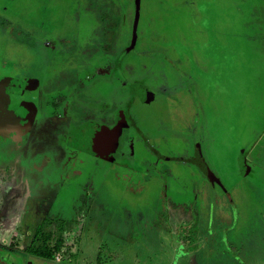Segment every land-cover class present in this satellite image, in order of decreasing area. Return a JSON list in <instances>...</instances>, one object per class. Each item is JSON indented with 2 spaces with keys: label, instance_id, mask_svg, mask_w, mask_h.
Segmentation results:
<instances>
[{
  "label": "rangeland",
  "instance_id": "374dc122",
  "mask_svg": "<svg viewBox=\"0 0 264 264\" xmlns=\"http://www.w3.org/2000/svg\"><path fill=\"white\" fill-rule=\"evenodd\" d=\"M0 264H264V0H0Z\"/></svg>",
  "mask_w": 264,
  "mask_h": 264
},
{
  "label": "flooded vegetation",
  "instance_id": "af4514ba",
  "mask_svg": "<svg viewBox=\"0 0 264 264\" xmlns=\"http://www.w3.org/2000/svg\"><path fill=\"white\" fill-rule=\"evenodd\" d=\"M116 34L117 33H115V36L114 37H117L116 36ZM110 50V54H112V50H111V48L109 49ZM93 52L95 51V49L94 50H92ZM92 51H91V53H92ZM116 54L117 55H114V54H112V55H114L113 57L114 58H112V61H110L111 62V66H112V70H115V67H116V61H117V56H118V54H119V52H118V49H117V51H116ZM88 55V54H87ZM92 55L93 56H95L94 55V53H92ZM106 58H110V55L108 54V53H106V56H104L103 57V60L104 61H107V60H109V59H106ZM86 60V59H85ZM87 61V60H86ZM88 67H91L90 69L88 68ZM102 67V70L103 71H106V70H111V68H109L108 66H101ZM92 71V70H94L95 71V62H93L92 64H89L88 66H86V71H85V74H89V71ZM102 70H100V71H102ZM97 71H99V70H97ZM96 72V71H95ZM89 76V78H91V74H89L88 75ZM73 78H74V76H73ZM81 82H82V79L81 78H79L78 80H73V82L72 83H70V82H67V83H65L64 85H62V86H57V87H55L51 92H49V93H47V94H51V95H53V94H56V95H59V96H64L65 98H66V100L67 99H72L73 98V95H74V93L76 92V90L77 89H79V91H80V84H81ZM87 89V88H86ZM46 93L44 94V95H47ZM56 98L57 97H54V99L52 100V102H56L57 100H56ZM70 102H72L73 103V99L70 101ZM71 103V104H72ZM59 104L58 103H56L55 104V106H58ZM71 118H73V117H67V118H64V117H61V118H58L59 120H64V119H71ZM57 119V118H56ZM67 124H69V123H67ZM67 124H65L66 126H69V125H67Z\"/></svg>",
  "mask_w": 264,
  "mask_h": 264
},
{
  "label": "trees",
  "instance_id": "16d2710c",
  "mask_svg": "<svg viewBox=\"0 0 264 264\" xmlns=\"http://www.w3.org/2000/svg\"><path fill=\"white\" fill-rule=\"evenodd\" d=\"M99 11L103 13L102 15H105L104 11H101V10H99ZM101 19L102 18H100V21L103 23L104 19H102V20ZM50 238L51 237L49 235L47 237H44L42 239L43 240V242H42L43 244L39 245L40 248L34 249V253L33 254L36 257L47 259V260H50V261L54 260V258H53L54 257V253L60 250L61 246L63 245V239L60 238L59 241H57L56 246L53 249H51V248H49L47 246V242L50 240Z\"/></svg>",
  "mask_w": 264,
  "mask_h": 264
},
{
  "label": "built area",
  "instance_id": "2783aa9c",
  "mask_svg": "<svg viewBox=\"0 0 264 264\" xmlns=\"http://www.w3.org/2000/svg\"><path fill=\"white\" fill-rule=\"evenodd\" d=\"M54 235L56 234H49V236L51 237L49 242L47 243V246L51 249H53L56 246L57 241H59L60 238L56 237V239H54ZM64 242V241H63ZM66 245L63 243V245L61 246L60 250L54 253V260L56 263H60L62 260L67 259L69 256L66 255V253L68 252L69 248L65 249ZM69 259V258H68Z\"/></svg>",
  "mask_w": 264,
  "mask_h": 264
},
{
  "label": "crops",
  "instance_id": "0c3cea01",
  "mask_svg": "<svg viewBox=\"0 0 264 264\" xmlns=\"http://www.w3.org/2000/svg\"><path fill=\"white\" fill-rule=\"evenodd\" d=\"M117 49L118 50H120V49H122L121 47H119V48H116V51H117ZM113 52H112V54H114V55H117L116 54V52H114V50H112ZM119 53H123V50H120V51H118ZM112 54H110L109 53V55H110V58H106V59H109V60H107V61H101V60H99V61H95V71L96 70H102V67L101 66H108L109 68H111V70L110 71H114V70H112V66H111V62L110 61H112V58H114L113 56L114 55H112ZM95 74V76H99L98 74H97V72H93V74H91L92 76ZM91 76V77H92ZM172 217H174V218H172V221H173V223H174V221L177 219V218H179L178 216H172ZM34 257H36V256H34ZM38 258V257H37Z\"/></svg>",
  "mask_w": 264,
  "mask_h": 264
}]
</instances>
